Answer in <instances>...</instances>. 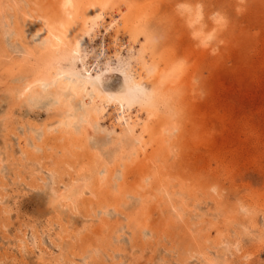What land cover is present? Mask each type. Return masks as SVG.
Masks as SVG:
<instances>
[{"label": "rangeland", "instance_id": "374dc122", "mask_svg": "<svg viewBox=\"0 0 264 264\" xmlns=\"http://www.w3.org/2000/svg\"><path fill=\"white\" fill-rule=\"evenodd\" d=\"M62 1L0 0V264H264V0L109 1L107 25L112 16L121 24L88 39L90 62L101 61L104 72L107 59L115 69L134 64L139 73L141 59L155 69L145 84L165 90L157 106L130 113L143 125L134 138L121 136L112 104L92 138L81 125L62 127L68 107L53 96L33 105L19 97L49 56L32 29L41 18L58 25ZM89 1L100 2H77ZM172 69L181 70L162 86L161 74ZM114 72L104 87L117 93L124 78ZM103 168L112 175L97 186L105 202L88 209L84 202L99 201L89 189ZM72 190L82 191L71 204L59 198Z\"/></svg>", "mask_w": 264, "mask_h": 264}, {"label": "bare ground", "instance_id": "6f19581e", "mask_svg": "<svg viewBox=\"0 0 264 264\" xmlns=\"http://www.w3.org/2000/svg\"><path fill=\"white\" fill-rule=\"evenodd\" d=\"M78 1V0H77ZM76 0H63L62 1V12H63V18L62 20L59 22L58 25L52 26L51 24H49V21L41 18L40 22L42 23L43 26L41 27H37L35 29H32V37L33 40L36 44H38L40 46V48L42 47L45 53H47L48 59H47V63L45 66H43V68H39L38 70H36V74L34 72L33 76L31 75L29 77V80L25 83L24 88L22 89V91L19 94V97L26 103H30V104H36L38 101L45 99L46 97H52L54 98V105H65L68 107V111L66 110V112L69 114L65 115L68 116L67 120L65 122H62L61 125L62 127H64L65 129H70L73 128L75 125H81L82 128L89 129V134H92V138L95 135V133H97L95 124L98 125L99 121L103 118V116L105 115L108 106H110V104H112V107H115V122H118V125L120 124L122 127H124V131L122 132L126 135H121L123 138L125 137H135L136 134V129H139V126H143L141 119L139 118H135L132 119V116L130 115V113L132 112V110H136V106H140L141 108H143V106H151L153 103L157 106V103L159 104L161 100L158 99V96H162L163 92L165 90H161V87L159 88H153L150 89V87H148L147 84H145V78L147 79V75L148 77H150L151 75H153L155 73V69H153L152 66L148 65L147 63H145L143 60H141L140 58V63L137 64V60H136V64L139 65V70L140 72L138 73V71H135V69L137 68H133V67L129 64V63H120L119 68L116 69L111 67L109 63L108 59L105 63H102L104 65L107 66V70L106 72L103 71V69H101V61H98V63L96 65L93 64V62H90V51L87 49L89 42L93 43L92 41H94V37H92L94 34L95 36H99V33L102 32V30H105V34H111L115 32V29L117 27L120 26V20H121V16H118L117 18H115L114 16H112L113 21L109 24V26L106 23V8L109 5V1L111 0H100V2H96V1H89L86 2L87 6H81V4L79 5V3ZM85 5V4H84ZM219 5V4H218ZM217 5V6H218ZM132 7V6H131ZM208 7V6H207ZM221 8V7H220ZM84 10V11H83ZM218 10V9H217ZM12 17V16H11ZM57 19V18H56ZM125 23V22H124ZM107 25V26H106ZM125 26H127V24H125ZM124 27V26H123ZM138 27V26H137ZM102 29V30H101ZM101 30V31H100ZM117 31V30H116ZM30 32V31H28ZM117 33V32H116ZM30 34V33H29ZM104 34V35H105ZM114 35V34H113ZM110 36V35H109ZM115 36V35H114ZM118 36V34H117ZM30 37V35H29ZM101 37V36H100ZM103 37V36H102ZM117 37H115L116 40ZM119 38V37H118ZM89 39V42H88ZM104 37L101 39V47H103V51L105 48V41H104ZM32 41V40H30ZM96 41V38H95ZM94 41V42H95ZM119 41V40H118ZM112 42H114L112 40ZM117 41H115L116 43ZM120 42V41H119ZM33 43V42H32ZM107 44V43H106ZM118 44V43H117ZM116 44V45H117ZM37 45V47H39ZM114 47L115 44H112ZM36 46V45H35ZM93 46V45H92ZM122 46V45H121ZM100 47V44H99ZM100 47V48H101ZM111 47V46H110ZM125 46H123L122 48H124ZM130 47V46H128ZM145 47V46H144ZM41 48V49H42ZM90 48V47H89ZM99 48V49H100ZM116 48V46H115ZM113 48V49H115ZM134 48V47H133ZM131 48V49H133ZM93 49V48H92ZM97 49V48H96ZM95 49V50H96ZM120 49L119 47L117 48V50ZM126 49V48H125ZM135 49V48H134ZM116 50V51H117ZM128 48H127V52H128ZM140 50V49H139ZM97 51V50H96ZM119 51V50H118ZM144 51V50H143ZM94 52V50H93ZM114 52V51H113ZM131 52V51H130ZM135 52V51H134ZM147 52V51H146ZM44 53V54H45ZM100 53V51H99ZM117 53V52H116ZM140 53V52H139ZM46 54V55H47ZM103 54V53H102ZM121 54V53H119ZM129 54V53H128ZM135 54V53H134ZM93 55V54H92ZM101 55V53H100ZM99 55V57H100ZM44 55H42L43 57ZM94 56V55H93ZM110 56V55H109ZM116 56V54H115ZM114 56V57H115ZM118 56V55H117ZM125 56V55H124ZM130 56V54H129ZM143 56V55H142ZM145 56V55H144ZM46 57V56H45ZM102 57V55H101ZM113 57V58H114ZM128 57V56H127ZM92 58V56H91ZM97 58V57H96ZM103 58V57H102ZM119 58V57H118ZM137 58V57H135ZM99 59V58H98ZM101 59V58H100ZM99 59V60H100ZM111 59V58H109ZM121 59V58H120ZM146 59V58H145ZM44 60V59H43ZM102 60V59H101ZM117 60V59H116ZM123 60V58H122ZM126 60V59H125ZM45 61V60H44ZM103 61V60H102ZM129 61V60H128ZM46 62V61H45ZM125 62V61H124ZM134 63V62H133ZM159 63V62H158ZM43 65V64H41ZM105 66V67H106ZM136 66V65H135ZM138 67V66H137ZM35 68V67H34ZM37 69V68H36ZM162 70V69H161ZM181 70V69H180ZM180 70L177 71V69H172L171 71H169L168 73L171 72L170 75L164 76L163 74H161V72H159L157 75L160 76L161 74V79L162 80V86L163 84L165 85V87H168V85L170 83H172L174 81V76L178 75L177 72H179ZM119 73L120 75L123 76V80H124V86L123 89L117 93H113V92H107L105 87H104V81H105V75L106 74H110L113 72ZM160 71V69H159ZM114 72V73H115ZM167 72V71H166ZM163 73V72H162ZM32 74V73H30ZM29 74V75H30ZM167 74V73H166ZM114 75V74H113ZM180 75V74H179ZM152 78V77H151ZM26 79V76H25ZM155 80V79H153ZM177 80V79H176ZM175 80V81H176ZM22 81V80H21ZM19 83V82H18ZM147 83V82H146ZM177 83V82H175ZM23 84V83H22ZM173 84V83H172ZM150 85V83H149ZM160 85V84H159ZM157 84V86H159ZM176 85V84H175ZM172 85L170 84L169 87H171ZM161 90V91H160ZM9 94V93H8ZM166 95V94H164ZM8 96V95H7ZM167 96V95H166ZM162 99V98H161ZM46 100V99H45ZM168 100V99H167ZM22 101V102H23ZM44 101V100H43ZM165 102V101H164ZM53 103V101L51 102V104ZM163 103V102H162ZM166 103V102H165ZM20 104V103H19ZM32 104V105H33ZM22 105V104H21ZM56 105V106H57ZM161 105V104H160ZM170 105V104H169ZM172 105V104H171ZM26 106V105H25ZM51 106V105H50ZM153 106V105H152ZM151 106V107H152ZM168 106V105H167ZM139 107V109H140ZM144 107V108H145ZM159 107V106H158ZM156 107V108H158ZM169 107V106H168ZM53 108V107H52ZM56 108V107H55ZM47 109V108H46ZM65 109V108H64ZM160 109V108H159ZM44 110V109H43ZM144 110V109H143ZM137 111V110H136ZM146 111V110H145ZM154 111V110H153ZM161 111V110H160ZM61 112V111H60ZM65 112V113H66ZM113 112V113H114ZM150 112V111H148ZM147 112V113H148ZM62 113V112H61ZM140 113V110H139ZM151 113H153L151 111ZM155 113V111H154ZM170 113V112H169ZM136 114V113H135ZM162 114V113H161ZM167 114V113H166ZM133 115V114H132ZM152 118V115L149 114ZM158 115V114H157ZM170 115V114H169ZM155 116V115H154ZM171 116V115H170ZM136 117V116H135ZM140 117V116H139ZM148 117V116H147ZM150 118V117H149ZM64 116L61 118V120L63 121ZM148 121V118H146ZM144 120V119H143ZM167 120V119H166ZM101 122V121H100ZM116 122V123H117ZM149 122V121H148ZM144 125L147 122H144ZM102 125V124H101ZM117 125V124H114ZM119 125V126H120ZM149 126V124L147 125V127ZM177 127V126H175ZM174 127V128H175ZM80 128V127H79ZM113 128V127H112ZM117 128V126H116ZM63 129V128H62ZM86 129V130H88ZM99 129V128H98ZM110 129V128H108ZM115 129V128H114ZM120 129V128H119ZM143 129V128H142ZM149 129V128H148ZM147 129V130H148ZM153 129V127H152ZM72 130V129H71ZM116 130V129H115ZM123 130V129H121ZM168 130V129H167ZM173 130V129H172ZM169 130V133L171 134L170 136H172L173 131ZM178 130V129H177ZM100 131V130H98ZM107 131V130H105ZM142 131V130H141ZM146 131V130H145ZM114 132V130H113ZM120 132V131H119ZM168 132V131H167ZM143 133V132H142ZM88 134V132H87ZM104 134V131H103ZM113 133H109L108 137L111 136ZM138 134V133H137ZM144 134V133H143ZM101 135V134H100ZM99 135V136H100ZM77 136V135H76ZM96 136V135H95ZM97 135V137H99ZM102 136V135H101ZM115 136V135H114ZM145 136V135H144ZM149 136V134H148ZM154 136V135H153ZM162 136V135H161ZM105 137V135H104ZM107 137V136H106ZM174 137V136H172ZM113 139V137H111ZM142 138V135L139 133V136L137 137L138 141L139 139ZM144 138V137H143ZM153 138V137H152ZM121 139V137H116L114 140V144L115 142L117 143V141H119ZM131 139V138H130ZM162 139V137H161ZM123 140V139H121ZM125 140V139H124ZM129 140V139H128ZM144 140V139H142ZM147 140V139H145ZM163 141V140H162ZM120 142V141H119ZM123 142V141H121ZM141 141L138 142V145ZM145 142V141H144ZM165 142V141H163ZM130 143V142H129ZM155 143V142H154ZM162 143V142H161ZM146 143H144L145 146ZM118 145V144H117ZM124 145V144H123ZM128 145V144H127ZM150 145V144H149ZM116 145H114L115 147ZM126 146V145H125ZM143 145L141 144V147ZM147 146V145H146ZM124 147V146H123ZM120 148V147H119ZM136 148V146L134 147ZM133 148V149H134ZM111 149V148H110ZM131 149V148H130ZM137 149V148H136ZM169 149V148H168ZM128 150V149H127ZM142 150V148H141ZM158 150V149H156ZM102 151V149H101ZM109 151V150H108ZM105 150V153L108 152ZM116 151V149H115ZM138 151V150H137ZM146 150H144L145 152ZM112 152V151H111ZM122 152V150H121ZM126 152V151H125ZM139 152V151H138ZM160 152V151H158ZM120 153V152H119ZM137 153V152H136ZM156 153V152H154ZM102 154V153H101ZM104 154V153H103ZM102 154V155H103ZM108 154V153H107ZM111 153H109L110 155ZM133 154V153H132ZM146 154V153H145ZM144 154V155H145ZM173 154V153H170ZM106 155V154H104ZM134 155V154H133ZM138 155V153H137ZM168 155V154H167ZM101 156V155H100ZM108 156V155H107ZM106 156V158H107ZM103 157V156H102ZM109 157V156H108ZM116 157V156H115ZM118 157V156H117ZM132 157V156H131ZM147 157H150V155ZM154 157V156H152ZM149 158V159H152ZM170 157V156H169ZM104 156V159H106ZM114 154L112 152V154L110 155L109 158H107V160H109L110 163H112V161H114ZM120 158V157H119ZM103 159V160H104ZM112 159V161H111ZM159 159V158H158ZM145 160V158H144ZM154 160V159H153ZM152 160V161H153ZM139 161V160H138ZM143 161V160H142ZM140 161L139 163L141 164ZM146 161V160H145ZM99 162V161H98ZM106 162V161H105ZM108 162V161H107ZM155 162V160H154ZM158 162V161H157ZM110 163L107 164V168L108 165H110ZM138 163V164H139ZM149 163V162H148ZM160 163V161H159ZM103 164V163H102ZM101 164V165H102ZM105 164V163H104ZM145 165V163H143ZM106 165V164H105ZM104 165V166H105ZM112 165V164H111ZM151 166V164H149ZM154 165V163H153ZM157 165V164H156ZM141 166V165H140ZM139 166V167H140ZM147 166H144V170L146 169ZM154 167V166H153ZM157 168V166H155ZM107 168H103V171H99V176L97 178V180H95L93 183H90V191L92 193V195L94 196L93 198H96L97 200H99L98 202H93V200H89L84 202L85 206L88 204L89 206L91 205V207L93 206L94 203H96L99 207H101L105 202V201H101L102 197L100 195V192H98V188L97 186H100L102 184H104L106 182V180H108V178H110L109 175H111L109 169ZM141 170L142 172L143 170V166H141ZM151 168V167H150ZM161 168V167H160ZM164 168V167H163ZM152 169V168H151ZM154 169V168H153ZM85 170V169H84ZM111 170V169H110ZM147 170L149 171L150 169L147 167ZM161 170V169H160ZM155 171V170H154ZM153 171V172H154ZM159 171V170H157ZM141 172V173H142ZM160 172V171H159ZM163 172V170H162ZM160 172V176L162 178V175ZM158 173V172H157ZM156 173V174H157ZM164 173V172H163ZM159 175V173L157 174V176ZM112 176V175H111ZM120 176L117 175V177ZM124 183L120 184V188L124 187L127 183V179H126V175L123 173L122 175ZM118 180V179H117ZM122 180V178L120 179ZM154 180V179H153ZM162 180V179H161ZM160 180V181H161ZM158 181V179H157ZM159 181V182H160ZM163 181V180H162ZM171 182V181H170ZM75 183V182H74ZM80 183V182H79ZM83 183V182H82ZM85 184V183H84ZM172 184V183H171ZM169 182L167 183V185H170ZM89 185V184H87ZM114 185V184H113ZM165 187H168V186ZM175 186V184H174ZM172 186V187H174ZM182 186V185H181ZM188 186V185H187ZM117 187V186H116ZM159 186H157V190ZM162 186H160L161 188ZM168 187V188H169ZM184 187V186H183ZM167 188V189H168ZM179 188V187H178ZM177 187H175V189H178ZM81 189V188H80ZM108 189V188H107ZM113 189V188H109ZM122 189V188H121ZM143 189V188H142ZM163 189V187H162ZM166 189V188H165ZM170 189V188H169ZM172 190L170 192H174L175 189L171 188ZM204 189V188H203ZM84 190V189H83ZM118 190V189H117ZM116 190V191H117ZM139 190V189H137ZM141 190V189H140ZM151 190V189H150ZM186 190V189H185ZM188 190V188H187ZM192 190V189H191ZM189 192V194H191V198L193 197L192 195L194 194L197 196L192 190ZM82 190H80V192L77 191H65L67 193L64 194H59V198H61V200H71L74 199V197H76V195H80ZM115 191V192H116ZM144 192V189L142 190ZM152 191V190H151ZM166 191V190H164ZM169 191V190H167ZM180 191V188L179 190ZM176 191V192H177ZM208 191V190H207ZM131 192V191H130ZM155 192V191H154ZM181 192V191H180ZM179 192V193H180ZM183 192V191H182ZM181 192V193H182ZM186 192V191H185ZM193 194H192V193ZM196 192V191H195ZM210 192V191H209ZM213 192V191H211ZM61 193V192H60ZM117 193V192H116ZM123 194V192H121ZM151 193V192H150ZM175 193V192H174ZM174 193H168L166 195H168L167 197H169L170 199H172L176 194ZM131 194V193H130ZM139 194V193H138ZM165 194V193H162ZM189 194H186L189 196ZM84 195V193H83ZM140 195V194H139ZM150 195V194H149ZM54 196V195H53ZM106 196H110V195H106ZM126 196V195H125ZM133 196V195H131ZM148 196V194L146 195ZM181 196V195H180ZM217 196V195H216ZM214 197L217 198V197ZM117 197V196H116ZM164 197V196H162ZM172 197V198H171ZM179 198V196H176V198ZM190 197V196H189ZM56 198V197H55ZM142 198V197H141ZM146 199L147 197H144L142 199ZM151 198V197H150ZM108 199V198H107ZM128 199V198H127ZM153 199V196H152ZM164 198H162L163 200ZM195 199V198H194ZM218 199V198H217ZM53 200V199H52ZM59 200V199H58ZM57 200V201H58ZM67 200V201H68ZM75 200V199H74ZM110 200V199H109ZM123 200V199H122ZM125 200V199H124ZM138 200V199H136ZM141 200V199H140ZM193 200V199H192ZM60 201V200H59ZM68 201V202H69ZM70 201V202H71ZM101 201V202H100ZM146 201V200H145ZM167 201V199H166ZM166 201L163 200V204L164 202L166 203ZM183 201V200H182ZM208 201V200H207ZM220 201V200H219ZM55 201L53 200V203ZM66 202V201H65ZM69 202V203H70ZM132 202V201H131ZM138 202V201H137ZM142 202V201H141ZM140 202V203H141ZM148 202V201H147ZM195 202V201H194ZM78 203V201L76 202ZM162 203V202H161ZM187 203V201H186ZM185 203V204H186ZM189 203V202H188ZM188 203L186 204V206H188ZM216 203V202H214ZM218 203V202H217ZM56 204V202H55ZM71 204V203H70ZM75 204V203H73ZM128 204V203H127ZM126 204V205H127ZM144 204V203H142ZM178 204V203H177ZM181 204V203H180ZM179 204V205H180ZM87 205V208L89 209L90 207ZM95 205V204H94ZM101 205V206H100ZM119 205V204H118ZM194 205V204H193ZM70 206V205H69ZM73 206V205H72ZM125 206V205H124ZM140 206V205H139ZM170 206V203H169ZM181 206V205H180ZM185 206V207H186ZM222 206V205H221ZM220 206V207H221ZM179 207V206H178ZM177 207V208H178ZM68 208V207H67ZM78 208V207H77ZM86 208V207H85ZM86 208V209H87ZM95 208V207H94ZM131 208V207H130ZM129 208V209H130ZM180 208V207H179ZM56 209V208H55ZM63 209V208H62ZM136 209V208H135ZM176 211V208L174 206L173 208ZM186 209V208H184ZM243 209V208H242ZM245 209V208H244ZM108 210V209H107ZM113 210V209H112ZM181 209H178V211ZM188 210V209H187ZM235 210V209H234ZM247 210V209H246ZM85 211V209H84ZM88 211V210H87ZM110 211V210H109ZM173 213H176V212ZM184 211V210H183ZM89 212V211H88ZM102 212V211H101ZM108 212V211H106ZM182 212V211H181ZM86 213V211H85ZM105 212H102V215H104ZM172 213V211H171ZM94 214V213H93ZM109 214V212H108ZM127 214V213H126ZM237 214V213H236ZM250 214H252L250 212ZM79 215V214H78ZM108 216V215H107ZM135 216V215H134ZM133 216V217H134ZM138 216V214L136 215ZM135 216V217H136ZM199 216V215H197ZM132 217V216H131ZM142 218V217H141ZM136 219H140V217L136 218ZM252 219V218H251ZM133 220V219H132ZM131 221V220H130ZM103 222V221H101ZM133 222V221H132ZM252 222V221H251ZM250 223V222H249ZM139 224V223H138ZM103 225V224H101ZM130 225V224H129ZM141 225V224H139ZM98 226V225H97ZM106 226V225H105ZM109 226V225H108ZM134 226V225H133ZM138 226V225H137ZM142 226V225H141ZM130 227V226H129ZM140 227V226H138ZM143 227V226H142ZM124 228V227H123ZM133 228V227H132ZM130 229V228H129ZM135 229V228H134ZM133 229V230H134ZM144 229V227H143ZM94 230V229H93ZM98 230V229H97ZM136 230V229H135ZM100 231V230H98ZM107 231V230H105ZM104 235H106L105 233H103ZM124 234V233H123ZM139 234V233H138ZM120 236V235H119ZM118 236V237H119ZM114 237V236H113ZM115 238V237H114ZM104 239V238H102ZM108 239V238H107ZM112 239V238H111ZM117 239V238H116ZM111 241V240H110ZM114 241V240H113ZM25 242V241H24ZM100 242V240H99ZM111 244V243H110ZM113 245V243H112ZM24 246V245H23ZM103 247V246H102ZM117 247V246H116ZM115 247V248H116ZM101 248V247H100ZM111 248V247H110ZM109 248V249H110ZM114 248V247H113ZM206 248V247H205ZM105 249V248H104ZM108 250V248H107ZM112 250V249H110ZM116 250V249H115ZM104 251V250H103ZM96 252V251H95ZM111 252V251H110ZM89 253V252H88ZM92 253V252H90ZM94 253V250H93ZM109 253V252H108ZM96 254V253H95ZM104 254V252H103ZM94 255V254H93ZM97 255V254H96ZM45 256V255H44ZM92 256V255H91ZM99 256V255H98ZM95 257V256H94ZM93 257V259H94ZM105 257H109L108 255ZM103 260V259H102ZM45 262V261H44ZM213 262V261H212ZM209 264H212L209 260L208 262ZM214 263V262H213Z\"/></svg>", "mask_w": 264, "mask_h": 264}]
</instances>
